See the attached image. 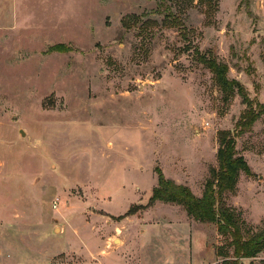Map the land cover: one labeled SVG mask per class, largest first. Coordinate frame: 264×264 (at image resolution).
Wrapping results in <instances>:
<instances>
[{
	"label": "rangeland",
	"instance_id": "rangeland-1",
	"mask_svg": "<svg viewBox=\"0 0 264 264\" xmlns=\"http://www.w3.org/2000/svg\"><path fill=\"white\" fill-rule=\"evenodd\" d=\"M261 105L264 0H0V264H264L151 202L156 168L201 196L229 130L250 172L219 198L264 227Z\"/></svg>",
	"mask_w": 264,
	"mask_h": 264
},
{
	"label": "trees",
	"instance_id": "trees-1",
	"mask_svg": "<svg viewBox=\"0 0 264 264\" xmlns=\"http://www.w3.org/2000/svg\"><path fill=\"white\" fill-rule=\"evenodd\" d=\"M199 1L211 2V0ZM201 60L211 69L216 83L223 92L233 94L238 90L247 103L249 109L243 114L237 127L239 134L248 131L259 118L260 113L251 106L245 88L238 80L229 78V67L225 62L207 56H202ZM260 107L264 111V105ZM217 157L219 167L210 169V176L206 180L201 196L196 195L189 186L167 178L161 168H156L158 184L153 189L151 202L160 200L177 203L183 206L195 220L216 224L221 235L231 237L230 244L234 248L236 258L255 259L264 251V227L246 237L239 215L219 198L225 191L234 189L240 171L250 172L245 158L237 154L236 139L229 130L219 133Z\"/></svg>",
	"mask_w": 264,
	"mask_h": 264
},
{
	"label": "water",
	"instance_id": "water-1",
	"mask_svg": "<svg viewBox=\"0 0 264 264\" xmlns=\"http://www.w3.org/2000/svg\"><path fill=\"white\" fill-rule=\"evenodd\" d=\"M119 240V239H116V241Z\"/></svg>",
	"mask_w": 264,
	"mask_h": 264
}]
</instances>
